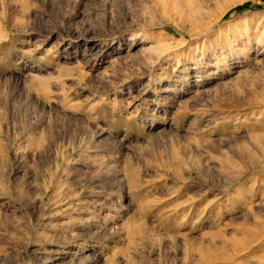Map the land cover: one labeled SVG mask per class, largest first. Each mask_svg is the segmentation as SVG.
Wrapping results in <instances>:
<instances>
[{
	"label": "rangeland",
	"instance_id": "1",
	"mask_svg": "<svg viewBox=\"0 0 264 264\" xmlns=\"http://www.w3.org/2000/svg\"><path fill=\"white\" fill-rule=\"evenodd\" d=\"M0 264H264V0H0Z\"/></svg>",
	"mask_w": 264,
	"mask_h": 264
}]
</instances>
